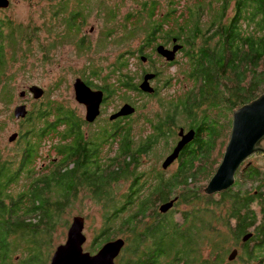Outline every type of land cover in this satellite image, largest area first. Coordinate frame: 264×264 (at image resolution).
<instances>
[{
    "label": "trees",
    "instance_id": "trees-1",
    "mask_svg": "<svg viewBox=\"0 0 264 264\" xmlns=\"http://www.w3.org/2000/svg\"><path fill=\"white\" fill-rule=\"evenodd\" d=\"M68 2H59V9L65 11ZM136 2L140 8L123 16L103 0L107 21L121 22L118 29L106 27L110 32L103 41L126 43L143 30L153 40L155 33L166 32L182 46L178 52L186 57L191 86L159 99L163 113L145 118L151 126L146 136L148 126L133 131L131 117L87 131L76 108L52 98L35 100L36 108L21 121L26 129L16 140L23 148L20 156L6 157L0 148V264H50L55 231L80 194H90L104 210L99 248L107 240L126 239L119 264H225L221 241L228 236L243 247L238 262L264 264V153L244 160L235 184L225 191L208 195L199 184L202 176L208 182L220 164L214 153L231 130L233 111L264 92V0H170L165 7L159 0ZM80 4L65 20L68 32H77V23L90 15V5ZM9 26L0 18V99L6 104L14 88L5 72V48L9 43L18 51L28 35L17 28L19 39ZM116 65L122 73L128 62L120 56ZM117 82L141 91L129 76L122 83L119 75L104 80L108 95ZM181 118L195 130L194 140L181 150L170 176L155 166L146 169L148 186L141 194L143 173L134 169L163 138L176 134ZM41 158L46 161L38 165ZM128 180L120 198L119 184ZM173 199L174 207L161 212L160 206ZM180 204L189 207L180 210ZM251 229L253 235L243 241ZM213 239L217 252L204 257L199 248ZM19 250L22 256L14 261L12 254Z\"/></svg>",
    "mask_w": 264,
    "mask_h": 264
},
{
    "label": "rangeland",
    "instance_id": "rangeland-1",
    "mask_svg": "<svg viewBox=\"0 0 264 264\" xmlns=\"http://www.w3.org/2000/svg\"><path fill=\"white\" fill-rule=\"evenodd\" d=\"M61 1L63 0H10L8 7L0 8V18H4L6 22L10 23L9 32L11 29H15L16 34L18 28L21 32L28 34L27 38L25 37V39L21 40L18 51H15V48L9 43H7L5 48V72L8 74L6 76L11 80V85L14 88L11 103L6 104L0 99V148L6 157L17 158L23 150L20 144L21 141L10 142L8 140V137L16 131L19 132L18 139H20L23 131L26 129L21 124L22 119H16L13 115L15 106L26 103L29 111H31L37 106L35 100L47 102L49 98H52L76 108L85 120L86 108L76 100L74 82L77 76L84 75L85 77L88 76L95 85L104 83V80L92 75V70L94 69L100 72L99 76H105V80L108 83L120 75L122 83L127 76H131L133 81L135 80L139 84L142 80L141 72H143V67H147L148 69L154 68L159 72V75L158 78L151 82L156 93L155 91L148 94L140 93L121 87L118 82L115 83L110 98L104 102L101 115L93 123L86 121L85 130L87 131H96L103 126L112 127V122L109 119L110 114L118 110L125 102H131L136 106V112L129 119L130 121L134 120L136 124L133 131H137L139 127L146 124L148 129L143 132V136H146L150 132L151 126L148 122L145 123V118H156L154 114L157 113L155 112L157 110L163 113L159 99H170L175 94L182 93L184 91V84L186 85V89L191 86V82L187 81L185 76V71L189 70V65L185 62L186 57L182 52H178L176 60L172 63L167 61L164 58L165 56L157 55L154 49L147 52L149 48H143L144 42L147 40L145 30L137 32L135 37L126 43L117 44L114 41H103L106 38L105 35L110 32L106 28L107 26L118 29L120 27L117 26L121 25V22L118 25L117 21H107L104 8L101 7L103 0H81L83 5H90L91 11L90 15L84 16L86 17L84 23H77L81 25L77 32H68L65 20L71 17L70 14L73 11L80 8V0H69L65 11L59 9V2ZM159 1L165 7L170 0ZM105 2L108 6H118L123 16L130 13L134 8H140L136 0H105ZM185 2L186 0H182V4ZM16 35L19 39L22 38L21 35ZM116 35V33L111 34L109 39L114 38ZM154 36L158 40L153 42H165L168 40L166 32H158ZM83 38H85V41L82 42ZM140 48L144 50L142 54L138 53ZM144 54L151 55L153 62L144 64L139 59V56ZM120 56H123L124 60L130 62L122 73L119 71L120 69L113 71L112 66L118 61ZM31 85H38L44 88L45 91H49V94L45 95L44 93L45 96L43 95L41 98L35 99L29 91ZM22 90H26L24 97L19 96ZM180 127H184V133H187L189 130V124L181 118L175 131L176 134L163 138L153 152L145 155L142 158L141 164L134 169L136 173H143L141 178V194L145 192V188L148 186L145 183L147 178L144 173H149L146 169H150L151 166H155L158 170L162 169V162L180 140L178 136ZM230 133L231 130H229L225 142L222 139L216 147L214 158L218 163L222 161L230 139ZM104 146H107V144ZM111 155H114L113 151H111ZM43 161H46V158H41V160L37 161V164L41 165ZM178 164L177 160L171 166L169 165L170 167H168L169 169H167L165 175L170 176L173 174L177 170ZM217 166L218 164L216 163L214 168ZM202 178L199 184L204 185V191L207 182L203 181L204 179ZM129 186L130 180L120 182L117 193L120 198H122V194L125 193ZM188 207L187 204L177 206L180 210L187 209ZM76 214L85 216L84 232L87 239L84 243V250L95 253L99 249L98 244L104 236L98 238V243H96V237L106 227L104 210L93 201L90 194H80L78 200L71 204L63 220L59 222L58 228L55 231L54 246L48 251L50 261L56 247L66 241L68 228L73 216ZM176 214L178 216L179 210H177ZM253 231L251 229L250 232L253 233ZM213 242L214 239L208 243L201 244L198 252H202L204 257L209 258V252H217L213 247ZM221 242L223 243V252L225 253V264H241L238 262V255L243 251L241 242L232 239L230 236ZM234 249L238 250L237 258L229 260V255ZM12 256L14 261L18 260L19 256H22L21 250L12 254ZM116 263L119 264V258H117Z\"/></svg>",
    "mask_w": 264,
    "mask_h": 264
},
{
    "label": "water",
    "instance_id": "water-1",
    "mask_svg": "<svg viewBox=\"0 0 264 264\" xmlns=\"http://www.w3.org/2000/svg\"><path fill=\"white\" fill-rule=\"evenodd\" d=\"M10 0H0V8H6ZM176 41V39H175ZM182 46L175 44L172 48L164 44L157 46V51L168 60H174L176 53ZM143 60L146 57H142ZM156 77V73L148 72L144 75L139 89L146 93H153L155 88L150 81ZM29 91L35 99L41 98L45 90L38 85H31ZM76 100L86 106L85 119L89 123L94 122L100 115V107L103 102L104 92L91 89L80 77L74 82ZM26 90H22L19 96L24 97ZM136 112V107L131 103H125L110 116L111 120L129 116ZM29 109L26 103L15 106L13 115L16 119L27 117ZM195 130L190 129L184 133V127H180L178 136L180 140L174 146L172 152L163 161L162 166L167 169L180 155L182 149L192 142L195 137ZM19 132H13L8 140L15 141ZM256 152L264 153V92L249 103L243 104L233 111L230 139L223 154L222 161L215 173L207 182L204 193L212 195L229 189L235 184L236 173L241 164L248 157ZM176 199L167 201L160 206L161 212H167L174 207ZM85 216L76 214L67 231V239L59 244L52 254L50 264H116V258L121 254L126 239L122 236L107 240L95 252L84 250V243L87 239L84 232ZM253 233L249 232L243 237L247 241ZM238 250L234 249L229 255V260L237 258Z\"/></svg>",
    "mask_w": 264,
    "mask_h": 264
},
{
    "label": "flooded vegetation",
    "instance_id": "flooded-vegetation-1",
    "mask_svg": "<svg viewBox=\"0 0 264 264\" xmlns=\"http://www.w3.org/2000/svg\"><path fill=\"white\" fill-rule=\"evenodd\" d=\"M80 19H83L82 17H80ZM78 26H79V28H80V24H78ZM79 30V29H78ZM157 35V34H156ZM154 38L155 39H153V40H151V38L150 39H147L145 42H144V46H143V48L145 49V48H149V50L147 49V52L148 51H153V49H154V51L156 52V54L157 55H160V56H162V57H164L162 54H160V53H158V51H157V46L158 45H160V44H164L166 47H169V48H172L175 44H177L178 42H177V40L175 41V39H171V37H167L168 38V40H166L165 42H153V41H157L158 39H157V37L156 36H154ZM82 40H85V38H83ZM143 48H140L139 50H138V53L139 54H142L143 53ZM129 51V50H128ZM130 52H132V51H130ZM177 54H178V52L176 53V57H175V59L174 60H168L166 57H164L167 61H169L170 63H172L173 61H175L176 60V58H177ZM146 57V59H144L143 60V58L142 57ZM123 59H124V57H123ZM139 59L141 60V61H143L144 62V64H146V63H149V62H153V58H152V56L151 55H147V54H144V55H141V56H139ZM125 61H127L128 62V60H125ZM118 62V61H117ZM117 62L116 63H114L112 66H113V71L114 70H118L117 69ZM129 63L130 62H128V65H129ZM142 71L143 72H141L142 73V80H141V82L143 81V78H144V75L146 74V73H148V72H153V73H159L158 71H156L154 68H147V67H143L142 68ZM99 71L98 70H92V75H94V76H96V78H99V79H102V80H105L106 79V77L105 76H103V77H101V76H99ZM78 77H80L91 89H93V90H102V91H104V97H103V102H102V104H101V107H100V110H101V112H100V115H101V113H102V107H103V105H104V102L105 101H107L109 98H110V96H111V92H109L110 93V95H108L106 92H105V89L103 88V85H104V83H102V84H100V85H95L94 84V82L88 77V76H77L76 77V79L78 78ZM156 78H158L157 76L154 78V79H156ZM75 79V80H76ZM154 79H152V80H154ZM152 80L150 81V83L152 82ZM129 81L130 82H132V84H135V85H137L138 87V89H139V85H140V83L139 84H137V82H135V80L133 81V79H132V77L131 76H129ZM152 85V84H151ZM130 90H134V91H138V90H136L135 89V87H132V89H130ZM140 90V89H139ZM113 92V91H112ZM138 92H140V93H145V94H148V93H146V92H143V91H138ZM125 103H127V102H125ZM124 103V104H125ZM128 103H131V102H128ZM80 104H82V103H80ZM132 105H134L133 103H131ZM82 105H84V104H82ZM85 106V105H84ZM123 106V105H122ZM121 106V107H122ZM135 106V105H134ZM120 107V108H121ZM136 107V106H135ZM85 108H86V106H85ZM119 108V109H120ZM118 109V110H119ZM118 110H116V111H114V112H112L111 114H110V116L113 114V113H115V112H117ZM99 115V116H100ZM133 115H134V113H133ZM132 114L131 115H129V116H125V117H127V119L129 118V117H131V116H133ZM98 116V117H99ZM110 116H109V119H110ZM97 117V118H98ZM125 117H120V118H125ZM120 118H118V119H115V120H111L110 119V121L112 122V125L114 124L113 122H116L117 120H119ZM127 119H125L126 121H127ZM130 119V118H129ZM86 120V119H85ZM97 120V119H96ZM95 120V121H96ZM94 121V122H95ZM88 122V121H87ZM93 123V122H92ZM22 124V123H21ZM19 137V136H18ZM18 139V138H17ZM16 139V140H17ZM15 140V141H16ZM14 142V141H13ZM177 160V159H176ZM175 160V161H176ZM174 161V162H175ZM173 162V163H174ZM163 163V162H162ZM172 163V164H173ZM171 164V165H172ZM170 165V166H171ZM161 166H162V164H161ZM169 166V167H170ZM167 169H169V168H167ZM167 169H164L163 168V166H162V171H165L166 173H167ZM237 174V173H236ZM168 212V211H167Z\"/></svg>",
    "mask_w": 264,
    "mask_h": 264
},
{
    "label": "clouds",
    "instance_id": "clouds-1",
    "mask_svg": "<svg viewBox=\"0 0 264 264\" xmlns=\"http://www.w3.org/2000/svg\"><path fill=\"white\" fill-rule=\"evenodd\" d=\"M236 177V176H235Z\"/></svg>",
    "mask_w": 264,
    "mask_h": 264
}]
</instances>
